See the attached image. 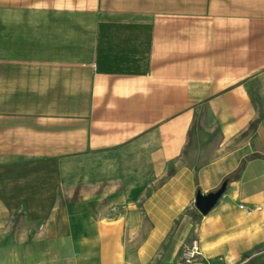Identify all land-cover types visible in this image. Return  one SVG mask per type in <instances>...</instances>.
Returning <instances> with one entry per match:
<instances>
[{
	"label": "crops",
	"instance_id": "obj_1",
	"mask_svg": "<svg viewBox=\"0 0 264 264\" xmlns=\"http://www.w3.org/2000/svg\"><path fill=\"white\" fill-rule=\"evenodd\" d=\"M192 238L264 264V0H0V264H155Z\"/></svg>",
	"mask_w": 264,
	"mask_h": 264
},
{
	"label": "built area",
	"instance_id": "obj_2",
	"mask_svg": "<svg viewBox=\"0 0 264 264\" xmlns=\"http://www.w3.org/2000/svg\"><path fill=\"white\" fill-rule=\"evenodd\" d=\"M115 211V208L113 209ZM155 264H214L204 258L200 241L198 238H192L179 251L177 257Z\"/></svg>",
	"mask_w": 264,
	"mask_h": 264
},
{
	"label": "water",
	"instance_id": "obj_3",
	"mask_svg": "<svg viewBox=\"0 0 264 264\" xmlns=\"http://www.w3.org/2000/svg\"><path fill=\"white\" fill-rule=\"evenodd\" d=\"M225 188L226 181L222 182L221 186L213 192H209L207 194L198 192L195 196V207L198 212L202 215L207 214L222 196Z\"/></svg>",
	"mask_w": 264,
	"mask_h": 264
},
{
	"label": "trees",
	"instance_id": "obj_4",
	"mask_svg": "<svg viewBox=\"0 0 264 264\" xmlns=\"http://www.w3.org/2000/svg\"><path fill=\"white\" fill-rule=\"evenodd\" d=\"M258 121H259V118H257V119L254 120L253 122H251L250 125H249V129H250V130L255 129V127H256ZM242 167H243V166L240 165L239 168H238L234 173L230 174V176H229L228 178H229V179H235V178H238V176H239L240 173H241ZM225 181H226V180H225Z\"/></svg>",
	"mask_w": 264,
	"mask_h": 264
},
{
	"label": "rangeland",
	"instance_id": "obj_5",
	"mask_svg": "<svg viewBox=\"0 0 264 264\" xmlns=\"http://www.w3.org/2000/svg\"><path fill=\"white\" fill-rule=\"evenodd\" d=\"M194 152L193 147H189L187 153H184L183 159L184 161L194 162L196 160L195 156H191Z\"/></svg>",
	"mask_w": 264,
	"mask_h": 264
}]
</instances>
